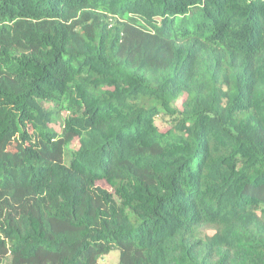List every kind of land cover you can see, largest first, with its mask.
<instances>
[{"label":"trees","instance_id":"trees-1","mask_svg":"<svg viewBox=\"0 0 264 264\" xmlns=\"http://www.w3.org/2000/svg\"><path fill=\"white\" fill-rule=\"evenodd\" d=\"M115 250L264 264V0H0V264Z\"/></svg>","mask_w":264,"mask_h":264},{"label":"rangeland","instance_id":"rangeland-1","mask_svg":"<svg viewBox=\"0 0 264 264\" xmlns=\"http://www.w3.org/2000/svg\"><path fill=\"white\" fill-rule=\"evenodd\" d=\"M157 125L159 127L165 128L168 125V122L164 119H159L157 121ZM98 264H120V252L115 250L110 252L108 255L103 256Z\"/></svg>","mask_w":264,"mask_h":264}]
</instances>
